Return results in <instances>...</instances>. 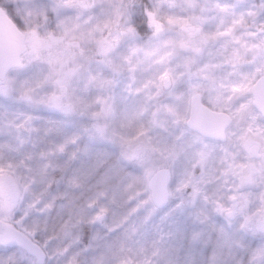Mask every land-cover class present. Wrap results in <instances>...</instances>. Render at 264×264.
Listing matches in <instances>:
<instances>
[{
	"label": "snow or ice",
	"instance_id": "6c2138e0",
	"mask_svg": "<svg viewBox=\"0 0 264 264\" xmlns=\"http://www.w3.org/2000/svg\"><path fill=\"white\" fill-rule=\"evenodd\" d=\"M0 264H264V0H0Z\"/></svg>",
	"mask_w": 264,
	"mask_h": 264
}]
</instances>
